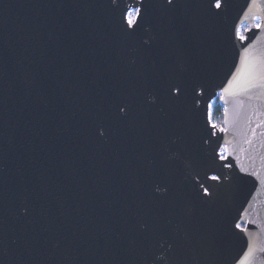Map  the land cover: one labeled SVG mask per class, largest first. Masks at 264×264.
I'll list each match as a JSON object with an SVG mask.
<instances>
[{"label":"water","instance_id":"95a60500","mask_svg":"<svg viewBox=\"0 0 264 264\" xmlns=\"http://www.w3.org/2000/svg\"><path fill=\"white\" fill-rule=\"evenodd\" d=\"M217 2L0 0V264H264V0Z\"/></svg>","mask_w":264,"mask_h":264},{"label":"snow or ice","instance_id":"6c2138e0","mask_svg":"<svg viewBox=\"0 0 264 264\" xmlns=\"http://www.w3.org/2000/svg\"><path fill=\"white\" fill-rule=\"evenodd\" d=\"M217 8L221 7V4L219 3V0L216 4ZM136 12V17L133 18V14L132 11H129L127 16H126V20H127V24L130 27H135L136 25H138L139 23V19L141 16V12L139 9L134 10ZM243 38V37H242ZM261 81H264V73H259V72H254L248 82V87L252 88V87H264V83H261ZM207 191V190H205Z\"/></svg>","mask_w":264,"mask_h":264},{"label":"trees","instance_id":"16d2710c","mask_svg":"<svg viewBox=\"0 0 264 264\" xmlns=\"http://www.w3.org/2000/svg\"><path fill=\"white\" fill-rule=\"evenodd\" d=\"M224 119V107L216 100L211 106V121L215 125L222 127Z\"/></svg>","mask_w":264,"mask_h":264},{"label":"rangeland","instance_id":"374dc122","mask_svg":"<svg viewBox=\"0 0 264 264\" xmlns=\"http://www.w3.org/2000/svg\"><path fill=\"white\" fill-rule=\"evenodd\" d=\"M137 8H132L130 11H132V14H133V18L136 17V12L134 10H136ZM248 29L247 25H243L240 29V33L244 35V32ZM216 100H220V96H218L211 104V106L213 105V103L216 101Z\"/></svg>","mask_w":264,"mask_h":264},{"label":"built area","instance_id":"2783aa9c","mask_svg":"<svg viewBox=\"0 0 264 264\" xmlns=\"http://www.w3.org/2000/svg\"><path fill=\"white\" fill-rule=\"evenodd\" d=\"M240 35L243 37L244 35L243 34H241L240 33ZM214 124V123H213ZM218 128H221V127H219V126H217ZM220 153H221V157L222 158H224L225 157V155H226V152H225V150L224 149H222L221 151H220Z\"/></svg>","mask_w":264,"mask_h":264}]
</instances>
